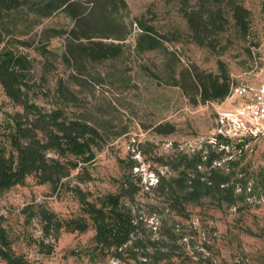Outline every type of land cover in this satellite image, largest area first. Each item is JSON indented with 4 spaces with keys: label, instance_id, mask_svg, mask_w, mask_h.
<instances>
[{
    "label": "rangeland",
    "instance_id": "1",
    "mask_svg": "<svg viewBox=\"0 0 264 264\" xmlns=\"http://www.w3.org/2000/svg\"><path fill=\"white\" fill-rule=\"evenodd\" d=\"M83 1L82 8H93L90 0ZM123 1L125 7L110 5L104 11L114 31L103 35L89 30L90 40L70 35L74 21L63 11L39 19L19 10L10 16L16 18L12 25L6 15L0 50L8 47L31 60V101L44 110L54 108L61 81L76 98L61 105L66 116L90 124L103 142L93 162L73 171L64 187L53 191L49 185H37L27 178L23 186L1 195L0 227L12 239L15 252L33 264H125L96 249L91 229L83 234L61 232L55 242L44 238L38 215L40 210H48L61 218L77 216L80 205L67 186L97 196L117 193L120 182L140 178L142 189L131 207L144 219V232H151L153 238L162 232V226L172 232L175 252L181 254L178 264H264V199L241 209L207 204L189 207L188 219H182L163 210L149 189L155 186L157 174L177 176L180 169L165 164L176 168L184 154L206 150L205 144L214 143L218 130L232 139H248L239 168L251 176L264 167V134L253 136L241 130L234 135L241 129L236 108L245 98L202 104L192 87L186 86L185 95L176 85L183 86L182 76L193 68L217 74L219 63L234 86L252 88L261 82L264 21L260 0L239 1L249 12L250 29L245 38L239 36L228 15L224 31L209 39L215 45L213 50L193 42L182 11L185 7L178 0ZM139 24L152 30L149 34L161 42L158 49L137 50ZM81 32L78 29L77 35ZM95 44L118 45L122 51L116 58L99 62L76 53L83 46L98 48ZM68 48L77 57L78 67ZM42 50L47 52L45 56ZM64 52L67 60L62 57ZM16 112L22 108L10 103L0 88L1 143L4 128ZM42 239L44 244H53L51 254L40 253L37 242Z\"/></svg>",
    "mask_w": 264,
    "mask_h": 264
},
{
    "label": "trees",
    "instance_id": "2",
    "mask_svg": "<svg viewBox=\"0 0 264 264\" xmlns=\"http://www.w3.org/2000/svg\"><path fill=\"white\" fill-rule=\"evenodd\" d=\"M90 1L93 8L85 10L82 8L83 0H0V44L4 39L3 21L6 15L12 25L16 18L10 16L19 13V10H26L39 19L63 11L74 21L70 35L76 39L83 37L90 40L93 36L88 31L93 29L103 35L104 31H114L104 11L110 5H115L114 8L125 7L124 1ZM239 1L178 0L185 7L182 11L193 42L200 47L215 49L209 39L224 31L228 15L234 21L239 36L245 38L250 29L249 12ZM260 2L264 21V0ZM139 25L141 32L136 39L137 50L143 53L158 49L161 42L149 34L152 30ZM78 29L82 31L81 35H77ZM114 38L123 40L121 36ZM95 46L98 48L83 46L76 53L99 62L116 58L122 51L118 45ZM46 54L42 50L41 55ZM69 54L78 67L77 57L73 56V52L69 51ZM62 57L67 60L65 52ZM218 65L217 74L193 68L182 76L183 86L176 85L185 95H188L186 86L192 87L202 104L222 103L229 96L234 83L223 65ZM30 69L32 62L27 56L8 47L0 50V88L10 103L22 108V112L10 116V122L3 132L4 142H0V196L14 187L23 186L27 178H33L37 185H49L53 191L64 187L73 171L93 162L103 142L98 130L90 124L66 116L61 105L73 103L76 98L61 81L56 88L54 108L44 110L32 102L28 80ZM213 139L214 143L205 144L206 150L190 156L184 154L176 168L172 163L164 165L180 169L176 177L165 178L157 174L155 186H149L154 197L163 205V210L174 217L188 219V208L202 204L217 209H241L250 202L264 199V167H259L251 176L243 167L239 168L245 157L244 147L248 139H232L221 134H215ZM140 181V178L135 181L126 179L119 183L117 193L97 196L83 192L77 186H67V191L75 196L80 205L79 214L61 218L51 211L40 210L38 217L44 238L55 242L61 232L83 234L91 229L94 231L96 249L125 264H178L181 254L175 252L177 246L172 232L162 226V232L153 238L151 232H144V219L131 207L142 189ZM37 245L41 254L52 253L53 244H44L42 239ZM0 262L33 264L24 255L15 252L12 239L2 227Z\"/></svg>",
    "mask_w": 264,
    "mask_h": 264
},
{
    "label": "built area",
    "instance_id": "3",
    "mask_svg": "<svg viewBox=\"0 0 264 264\" xmlns=\"http://www.w3.org/2000/svg\"><path fill=\"white\" fill-rule=\"evenodd\" d=\"M236 98H245L246 102L236 108L238 120L241 129L237 130L234 135L244 131L250 135L257 136L264 134V77L255 87L233 86L230 94L226 99L232 100ZM225 99V100H226ZM233 105V103L231 104ZM226 115H224L225 117ZM217 134H222L218 130ZM229 137V136H228Z\"/></svg>",
    "mask_w": 264,
    "mask_h": 264
}]
</instances>
